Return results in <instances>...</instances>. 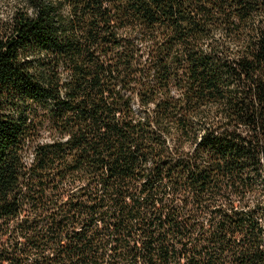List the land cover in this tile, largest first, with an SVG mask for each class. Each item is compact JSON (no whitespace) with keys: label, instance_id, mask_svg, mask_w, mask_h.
Instances as JSON below:
<instances>
[{"label":"trees","instance_id":"1","mask_svg":"<svg viewBox=\"0 0 264 264\" xmlns=\"http://www.w3.org/2000/svg\"><path fill=\"white\" fill-rule=\"evenodd\" d=\"M0 264H264V0H0Z\"/></svg>","mask_w":264,"mask_h":264}]
</instances>
